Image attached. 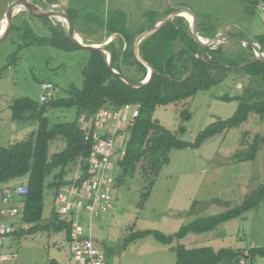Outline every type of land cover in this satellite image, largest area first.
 Here are the masks:
<instances>
[{"label": "rangeland", "instance_id": "374dc122", "mask_svg": "<svg viewBox=\"0 0 264 264\" xmlns=\"http://www.w3.org/2000/svg\"><path fill=\"white\" fill-rule=\"evenodd\" d=\"M16 1L0 0V31L5 24L8 7ZM28 1L40 11L69 12L73 18L74 29L78 31L74 32L83 44L103 46L108 39L112 41L119 37L112 35L104 39L106 31L95 29L101 22L96 19H107L108 13L111 18L117 17L116 26L119 25L121 30L139 36L141 31L148 28L145 13L153 11L162 17L169 9L191 10L199 20L203 18L209 25L218 28L215 38L250 37L258 46L255 37L264 35V13L254 0H177L179 3H175L176 0ZM12 16H16L14 23L17 25L22 19L26 20L39 39L45 40L49 37L50 31L41 17L31 16L22 8L15 9ZM184 18L187 20L186 16ZM49 19L54 26L66 30L64 19ZM103 21L101 25L104 27L105 20ZM94 29L96 32H92ZM222 44L219 45L224 48L226 56L235 57L238 50L250 55L245 43ZM252 52L254 54L253 49ZM89 56V51L66 53L47 43H36L30 38L25 40L16 32L8 33L0 41V147H8L25 140L37 128L36 121H12L11 111L4 109L5 104L10 106L14 101L24 98L39 103V82L43 81L53 85L52 99L65 98V90L70 84L81 87L80 71ZM263 87L259 79L231 70L222 83L208 91L198 92L188 102V116L185 119L180 117L181 104L157 107L152 117L169 131L175 132L182 127L184 131L176 133L177 139L192 143L208 125L233 115L237 101L224 102L220 97L234 98L240 96L245 88L260 90ZM45 116L50 125L71 122L74 120V110L53 109ZM88 125L85 124V127ZM245 133L249 134L246 138L243 137ZM255 134L260 138L254 160L233 162V157L247 150L251 136ZM121 145L120 138L119 148ZM64 147L65 143L60 138L50 141L48 157L61 152ZM168 156L169 163L161 168L147 199H141L146 184L136 173L132 179H124L120 186L114 185L111 190L112 208L98 218L92 217L91 225L88 214L81 216V224L87 233L90 228L94 243L104 254L105 264H173L174 247L177 245L188 249L210 247L214 251L229 248L244 253L252 248L264 247V201L257 208L220 224L210 232L190 233L169 246L158 243L151 236L124 246V238L131 232L152 230L172 235L182 225L195 219L223 213L239 206L246 195L264 185V118L259 119L250 114L247 121L239 127L207 139L198 149L171 150ZM116 159L117 154L114 161ZM79 176L78 165L66 169V181L74 182ZM116 176L115 167V178ZM50 179L51 177L46 178L45 183ZM19 181L0 184V209L3 189L25 183L23 180ZM53 197L52 193L44 192L40 225H45L54 211ZM193 202H196V206L191 212ZM10 220L14 221L18 230H26L31 226L23 225L20 215ZM70 250L71 244L63 232L40 230L32 235L1 237L0 256L14 255L15 258L0 261V264H68ZM237 264H264V257H256L251 261L240 260Z\"/></svg>", "mask_w": 264, "mask_h": 264}, {"label": "trees", "instance_id": "16d2710c", "mask_svg": "<svg viewBox=\"0 0 264 264\" xmlns=\"http://www.w3.org/2000/svg\"><path fill=\"white\" fill-rule=\"evenodd\" d=\"M254 2L261 6L264 13V0H254ZM174 11L169 9L162 17L153 11L145 13L148 25L146 31ZM66 13L74 27L72 16L69 12ZM15 17L11 19L9 33H19L22 39L30 38L36 43H47L66 53L82 50L68 39L64 28L54 26L48 17H41L50 31L49 37L45 40L39 39L34 34L26 20L22 19L20 24H15ZM195 17L198 35L203 39H214L218 28L209 25L203 18L199 20L196 14ZM106 18L96 19L101 22L95 29L106 31L104 39L112 35L119 36L104 45L112 53L111 69L133 82L144 80L146 68L137 60L133 49L138 34L124 32L119 25L116 26L117 17L111 18L108 13ZM103 20H105L104 27ZM95 29L92 32H96ZM74 31L78 32L75 29ZM140 33L142 34L143 31ZM254 40L258 44L259 51L264 53V35L257 36ZM222 45L213 48L200 46L193 39L188 22L183 17H174L138 45L139 57L152 69L151 80L146 86L134 88L123 82L108 68L106 55L94 50L89 51L90 56L80 71L81 87L70 84L65 90V98L50 97L45 103L34 102L28 98L14 101L9 106L11 120L36 121L37 128L25 140L8 147H0V184H8L14 180L25 181L27 194L18 200L19 215L23 225H31L26 230L17 229L8 236L19 237L32 235L40 230H51L54 233L63 232L66 240L69 241L70 225L60 220L54 211L50 214L47 223L40 225L43 196L46 191L55 197L61 188L73 183L79 186L86 180L89 170L86 160L89 157L93 137L90 135L85 140L87 133L85 124L91 123L93 130H96L94 122L100 109L107 108L114 111L138 109V115L119 133L122 147L116 152L115 186H120L126 178L132 179L137 173L146 184L145 191L141 195L143 201L147 199L161 168L169 163L168 155L171 150L198 149L207 139L239 127L247 121L250 114L263 119L264 87L260 90L245 88L240 96L234 98L220 97L219 99L224 102L237 101L233 115L208 125L192 143L177 139L176 133L184 131L182 127L172 132L153 119L152 114L157 107L170 104H181L180 117L185 119L188 116L186 110L188 102L198 92L208 91L222 83L231 70L259 79L264 85V62L254 56L250 46H246L250 51L249 56L238 50L235 57H230L225 55ZM44 82L48 81L39 82V85ZM60 108L73 109L74 120L50 125L45 115L49 110ZM248 135L245 133L243 137L246 138ZM105 136L107 134H100L101 138ZM57 138L64 141L65 147L61 152L48 157L49 142ZM259 138L258 134L251 136L247 150L233 157V162L243 163L254 160ZM73 165L79 166L80 176L74 182L66 181V169ZM48 177L51 179L45 183ZM262 201H264V185L258 186L246 195L239 206L223 213L195 219L182 225L172 235L152 230L131 232L124 238V246L147 236L153 237L162 245L169 246L190 233L210 232L220 224L239 218L247 211L257 208ZM195 206L196 202H193L191 212L194 211ZM174 251L173 264H237L240 260L251 261L256 257H264V247L252 248L244 253L229 248L214 251L210 247L188 249L183 245H177Z\"/></svg>", "mask_w": 264, "mask_h": 264}, {"label": "built area", "instance_id": "2783aa9c", "mask_svg": "<svg viewBox=\"0 0 264 264\" xmlns=\"http://www.w3.org/2000/svg\"><path fill=\"white\" fill-rule=\"evenodd\" d=\"M39 103H45L52 96L53 85L44 82L39 85ZM138 115V109L118 110L103 108L95 117V129L91 123L86 130L85 140L91 135V145L86 180L76 186L74 183L59 190L54 197V212L60 220L70 225L69 243L71 244L68 264H105L104 254L94 243L90 228L85 232L81 224V216L88 214L90 218H98L113 206L112 191L115 185L114 156L119 148V134ZM100 134H107L100 137ZM122 141V138H121ZM27 194L24 184L6 186L2 193L0 209V238L11 235L17 230L13 219L20 213L18 200ZM16 199V201H15ZM14 255H1L0 261L14 259Z\"/></svg>", "mask_w": 264, "mask_h": 264}, {"label": "water", "instance_id": "95a60500", "mask_svg": "<svg viewBox=\"0 0 264 264\" xmlns=\"http://www.w3.org/2000/svg\"><path fill=\"white\" fill-rule=\"evenodd\" d=\"M51 4H54V3H51ZM17 8H22L23 11L27 12L28 14H30L31 16H34V17H48V18H50V17L59 16L60 18L64 19L66 22V33H67V37L69 40H71L78 48H80L82 50H85V51L99 50V51L103 52L106 55L107 66L112 71V73L117 75L123 82H125L126 84H128L134 88H141V87L146 86L152 77V69L146 63H144L138 55L139 43L143 39L148 37L149 35L156 32L161 26H163L164 24H166L167 22L172 20L174 17H183L182 13H186L191 17L190 21H187L184 17L183 18L189 23L190 32L193 36V39L200 46L207 47V48H213L216 45L226 43V42L245 43L246 45L250 46L253 49L254 55L256 56V58L258 60L264 62V54L259 51V47L253 42V40L250 37H246V38L228 37V38H224V39L214 38V39L205 41V39L201 38L197 33V22H196L195 14L191 10H188V9H178V10H175L174 12L170 13L169 15H167L164 20L156 23L153 28L143 32L142 34H140L135 39L134 45H133L134 54H135L137 60L146 68L147 73H146V77L144 80H142L140 82H133V81L129 80L127 77H125V76H123V75H121V74H119L116 71L111 69L110 62H111V58H112V53H111V51H109L108 49H106L104 47V45H106L107 43H109L111 41L110 39H108V42H106L103 46L102 45H96V44H83L81 41H78L77 39L74 38V34H75L74 27H73V24H72L69 16L67 15V13H65V12L64 13H59V12L57 13V12H52V11H48V10L40 11L37 9V7L35 5L30 3L28 0H17L16 2L12 3L8 7V9L5 13V27H4L3 32L0 34V41H2L8 35L9 30H10V26H11V19L13 17L12 15H13V12L15 11V9H17Z\"/></svg>", "mask_w": 264, "mask_h": 264}, {"label": "bare ground", "instance_id": "6f19581e", "mask_svg": "<svg viewBox=\"0 0 264 264\" xmlns=\"http://www.w3.org/2000/svg\"><path fill=\"white\" fill-rule=\"evenodd\" d=\"M182 16L183 17L186 16L187 17V21H190V19H191V17L188 14H186V13H182ZM56 18L61 20V21H63V19L60 18L59 16H56ZM64 23L66 25V22H64ZM4 27H5V24H4L3 28H2V30L0 31V34L3 32ZM74 38L77 39L78 41H81L80 37L78 35H76V34H74Z\"/></svg>", "mask_w": 264, "mask_h": 264}, {"label": "crops", "instance_id": "0c3cea01", "mask_svg": "<svg viewBox=\"0 0 264 264\" xmlns=\"http://www.w3.org/2000/svg\"><path fill=\"white\" fill-rule=\"evenodd\" d=\"M175 3H179V2H177V0H176ZM107 42H108V41H107ZM4 109H5L6 111L9 112V105H6V104H5V108H4ZM20 181H21V180H20ZM20 181H19V182H20ZM23 181H24V180H23Z\"/></svg>", "mask_w": 264, "mask_h": 264}]
</instances>
